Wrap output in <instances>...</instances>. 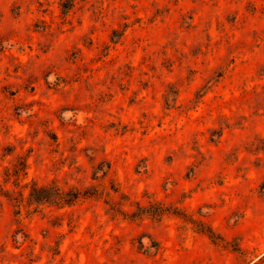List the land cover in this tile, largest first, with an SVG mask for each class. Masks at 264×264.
Here are the masks:
<instances>
[{
    "label": "rangeland",
    "instance_id": "obj_1",
    "mask_svg": "<svg viewBox=\"0 0 264 264\" xmlns=\"http://www.w3.org/2000/svg\"><path fill=\"white\" fill-rule=\"evenodd\" d=\"M0 264H264V0H0Z\"/></svg>",
    "mask_w": 264,
    "mask_h": 264
},
{
    "label": "trees",
    "instance_id": "obj_2",
    "mask_svg": "<svg viewBox=\"0 0 264 264\" xmlns=\"http://www.w3.org/2000/svg\"><path fill=\"white\" fill-rule=\"evenodd\" d=\"M22 166H23V171L26 169V162L24 163L23 162V164H21ZM19 170L20 169H18L15 173V175L17 176L19 173ZM24 175H26V172L24 173ZM47 188H43V187H32L31 188V191H30V196H32L36 201H41V200H47V199H49V197H50V195H48V192H47ZM65 195L66 196H68V197H71V198H73V199H77L78 198V196H76V194L75 193H65ZM60 196V195H59ZM63 201H64V203H66V204H70L71 203V201L72 200H65V199H63ZM164 211L165 210H163V209H160V210H151L150 212H148V213H150V215L152 216V217H154V218H156V217H160L162 214H164ZM148 213H144V214H146V215H149ZM143 214V215H144ZM186 220H188V221H191L192 223H194L196 226H197V230L199 231V232H202V233H204L205 235H207V237L211 240V241H213L214 243H218L219 241H221V238L220 237H218V236H216V234L213 232V230L210 228V227H206V226H204V224H202V222H200V221H197V220H195V219H193L192 217H188V216H183Z\"/></svg>",
    "mask_w": 264,
    "mask_h": 264
}]
</instances>
